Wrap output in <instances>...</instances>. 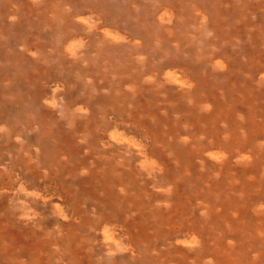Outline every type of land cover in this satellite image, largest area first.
Wrapping results in <instances>:
<instances>
[{"label":"bare ground","instance_id":"obj_1","mask_svg":"<svg viewBox=\"0 0 264 264\" xmlns=\"http://www.w3.org/2000/svg\"><path fill=\"white\" fill-rule=\"evenodd\" d=\"M0 264H264V0H0Z\"/></svg>","mask_w":264,"mask_h":264}]
</instances>
